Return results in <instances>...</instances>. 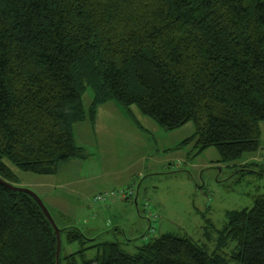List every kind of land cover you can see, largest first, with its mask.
<instances>
[{
    "label": "trees",
    "instance_id": "obj_1",
    "mask_svg": "<svg viewBox=\"0 0 264 264\" xmlns=\"http://www.w3.org/2000/svg\"><path fill=\"white\" fill-rule=\"evenodd\" d=\"M109 100L167 131L191 122L177 147H213L223 163L256 152L264 0H0V178L18 185L10 166L45 175L86 159L72 126ZM61 232L82 245L64 264H264V192L208 223L201 242L165 232L129 254L76 226ZM55 251L37 202L0 183V264H55Z\"/></svg>",
    "mask_w": 264,
    "mask_h": 264
},
{
    "label": "rangeland",
    "instance_id": "obj_2",
    "mask_svg": "<svg viewBox=\"0 0 264 264\" xmlns=\"http://www.w3.org/2000/svg\"><path fill=\"white\" fill-rule=\"evenodd\" d=\"M90 96L91 91L87 89L84 94L85 103L89 102ZM261 125L264 130V123ZM184 130H188V135L192 134L193 124L189 122ZM204 151L202 154L193 148H186V157L182 163L175 160L173 164L146 170L142 176L133 179L130 184L132 189H124L131 190V196H122L121 188H115L110 190L115 195L109 196L104 202L90 198L93 203L89 201L90 206L83 214L76 213L80 222L73 226L96 242H117L129 254L135 253L144 242L165 232L203 241L204 227L208 223L220 228L227 211L249 208L255 197L264 192V172L259 167H243L239 159L227 165L218 161L219 155L213 147ZM176 152L173 151V154ZM205 157L213 161L209 162L213 164L203 167L199 165ZM10 167L18 181L32 180L34 174ZM135 193L137 205L134 202ZM37 195L43 201L42 196ZM83 218H92L93 221L84 225ZM148 219L153 224L152 232L148 230ZM55 223L60 229L66 226ZM92 226L97 231L89 234L87 227L89 231L96 230ZM81 247L79 242H67L65 233L61 232L59 255L62 264L63 257ZM95 255L96 251L92 248L85 251L87 259Z\"/></svg>",
    "mask_w": 264,
    "mask_h": 264
},
{
    "label": "crops",
    "instance_id": "obj_3",
    "mask_svg": "<svg viewBox=\"0 0 264 264\" xmlns=\"http://www.w3.org/2000/svg\"><path fill=\"white\" fill-rule=\"evenodd\" d=\"M89 102L85 103L83 96L85 107ZM188 123L167 131L141 114L136 107L131 106L126 111L109 100L97 106L92 118L87 115L72 126L75 143L85 150L86 159L63 160L59 162L56 173L34 174L32 180L27 181H18L17 178L18 185L42 196L56 222L66 226L79 224L76 213L83 214L94 195L115 188L132 189L130 184L133 179L142 176L146 170L173 164L175 160L182 163L186 157L184 149L189 150L194 145L191 142L188 146L185 144L186 148H183L185 145L177 147L194 133L188 135V130H184ZM260 130L259 149L243 155L239 161L243 167L257 166L264 172V130L261 124ZM173 151H177L176 154ZM207 159L205 157L199 165L213 164ZM83 220L84 225L93 221L92 218ZM87 230L89 234H94L97 228L89 231L87 227Z\"/></svg>",
    "mask_w": 264,
    "mask_h": 264
},
{
    "label": "water",
    "instance_id": "obj_4",
    "mask_svg": "<svg viewBox=\"0 0 264 264\" xmlns=\"http://www.w3.org/2000/svg\"><path fill=\"white\" fill-rule=\"evenodd\" d=\"M0 183L5 185L6 187L12 189V190H19V191H23V192L28 193L37 202V204L40 206L41 210L43 211L45 217L49 221V223H50V225L53 228V231L55 233V237H56L55 264H59V258H60V255H59V253H60V228H58V226L56 225L54 219L52 218L49 210L47 209V207L45 206L43 201L30 188H27V187H24V186H20V185L11 184V183L3 180L2 178H0ZM136 193H137V190H136ZM136 193H135L134 202L137 205Z\"/></svg>",
    "mask_w": 264,
    "mask_h": 264
},
{
    "label": "built area",
    "instance_id": "obj_5",
    "mask_svg": "<svg viewBox=\"0 0 264 264\" xmlns=\"http://www.w3.org/2000/svg\"><path fill=\"white\" fill-rule=\"evenodd\" d=\"M132 191L129 190V191H124L122 190L121 191V195L122 196H131L132 195ZM115 195V192L114 191H110V192H101V193H98L96 195L93 196V201H101V202H104L109 196H114Z\"/></svg>",
    "mask_w": 264,
    "mask_h": 264
}]
</instances>
